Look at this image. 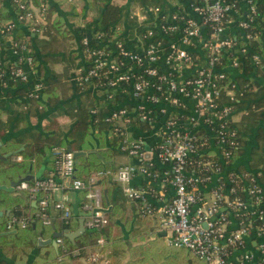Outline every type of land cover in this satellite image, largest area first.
Returning a JSON list of instances; mask_svg holds the SVG:
<instances>
[{
  "label": "built area",
  "instance_id": "2783aa9c",
  "mask_svg": "<svg viewBox=\"0 0 264 264\" xmlns=\"http://www.w3.org/2000/svg\"><path fill=\"white\" fill-rule=\"evenodd\" d=\"M7 1L15 10L11 21L0 23V87L10 82L30 85L36 80V66L29 55V46L16 40L15 32L24 28L25 34L40 37L47 23L46 5L0 0V7ZM254 1L244 0L247 12L240 17L238 0H190L189 14L173 15L170 20L161 18L157 30L146 27L136 50L117 41L112 42L114 50L110 52L103 47L90 49L83 39L86 66L76 70L74 81L80 89L101 91L106 102L115 95L128 94L136 103L132 111L122 106L104 115L113 132L123 136L121 149L136 163L114 172H97L83 182L73 179V153L57 150L54 171L46 179L34 180L32 185L23 181L16 189L29 192L34 204L37 192L46 193L47 200L40 202L44 208L58 186L57 179L66 181L72 190L86 192L87 203L82 211L89 216L84 226L100 228L107 221L99 210L101 198L96 183L111 177L128 200L139 204L145 213L158 215L160 231L166 234L170 246L186 249L207 264H264V166L252 172L231 169L234 161L231 150L237 149L239 143L236 130L228 122H233L238 110H232L230 103L219 105L215 101L221 89L217 82L225 78L224 72L231 75V70H238L244 59L261 67V55L246 58L249 50L235 47L233 42L235 39L247 42L251 38L246 29L256 16ZM149 12L158 13L159 9ZM233 20L237 37L226 33ZM229 54L227 65L217 69L219 61ZM8 60L13 67L6 68ZM236 88L235 84L228 90L224 88L231 102L237 101L232 90ZM41 89V82L36 80L29 96L37 98ZM189 107L193 115H187L185 110ZM90 115L93 123H97L96 108L90 110ZM136 118L155 127L154 142L148 151L144 150L145 142L127 137ZM199 130L203 136L197 135ZM207 152H212L220 163L203 160L195 165L197 171L187 170L190 157ZM158 164L165 168L154 172ZM139 176L145 177L151 188L133 187L132 180ZM156 183L170 186L174 193L158 209L149 203ZM52 208L63 218L69 214L63 202H55ZM42 219L49 223L44 214ZM251 236L258 241L252 251L246 243ZM56 243L59 245L61 241ZM96 243L102 246L103 240ZM87 259L91 263L105 262L98 253Z\"/></svg>",
  "mask_w": 264,
  "mask_h": 264
},
{
  "label": "trees",
  "instance_id": "16d2710c",
  "mask_svg": "<svg viewBox=\"0 0 264 264\" xmlns=\"http://www.w3.org/2000/svg\"><path fill=\"white\" fill-rule=\"evenodd\" d=\"M23 1L35 6L42 4L46 5L47 23L42 27L44 30L40 37L32 34L24 35L20 29H16V40L19 39V41L27 43L29 46V55L32 57L35 66L38 62L35 50L36 47L39 50V54L43 56L42 59L44 61L51 65L60 64L61 71L57 73L54 70H51L53 75L45 82L43 81L44 83L41 82L42 89L38 93L37 98L29 96L31 86L36 81L35 79L32 80L30 85H26L25 87L24 84L19 83L20 87L15 91L13 96L16 98L15 106L19 108V111L17 112L19 115L16 118L13 113L5 119H2L1 107L3 103H0V140L8 131L15 130L23 122L25 113H43L48 107L53 108L61 99H67L69 97L70 87L68 77L75 65V61L73 59V54H70V57H68L67 54L70 53L73 32L78 35V41L82 51L85 49V47L82 46L83 39L87 40L88 48L98 49L99 47H103L102 49L106 52L111 51L109 44L114 41L121 42L124 47H127L129 43L134 45L130 42L131 34H129L127 38L123 36L122 21L124 20L125 14H127V9L120 7L117 4L109 3L107 1L89 0L90 2L95 3L94 6L97 15L95 18L86 20V25L88 26L87 31L84 29H74V31H71L66 27V21L64 18L55 16L52 19L55 10L49 7L45 0H31L30 2L27 0ZM146 2L145 5L156 4ZM254 2L256 6V16L248 29H246V32L251 34V38L247 42L239 41L238 39L233 40V42L236 45L235 47L246 48L249 50L246 58L251 54L261 55L263 58L261 67L252 66L248 59H244L243 62L238 65V71L243 75H239L233 79L228 72H224L225 78L217 82V86L221 89L215 101L219 105L230 103L232 110L246 109V112L243 113L244 115H242L238 122H230V120L228 122L229 127L234 128L238 135V148L231 150L234 161L241 156L243 151L245 142L242 133L244 134L247 132L245 127L252 128L263 118L261 113L264 109V85H259L256 82H251L249 79H246L251 73L264 77V73L262 72V68L264 69V0H255ZM10 8L14 12L15 7L13 4H10ZM11 20L12 16L6 6H1L0 23H6ZM128 24L133 27V20L129 19ZM204 29L210 33L207 26H205ZM143 32L144 31H141V33ZM141 33L140 35H142ZM32 42L35 43V47L32 45ZM58 54L63 55V60L61 62L53 57ZM230 57L231 54L224 56L217 64L216 68H224ZM199 62L203 65V61L200 60ZM5 65L6 68L13 67L10 60L5 61ZM15 83L16 82L13 84ZM233 84L237 87L236 89H232L237 99L235 102H231L226 95V91H224V88H227L228 90ZM88 88L89 87H85L83 90H87ZM105 89L112 90L107 87ZM118 99L119 97L115 95L113 100L110 102L108 101L107 103L115 104ZM96 106L95 101L89 96L83 98V101L79 106H76L75 102L66 103L64 105L65 113H67V117L70 121L76 123L73 130L66 135L64 134L65 129L57 122V118L62 116L63 113L61 110H57L52 116L51 121L43 127V132L48 133L47 136L33 130L20 134L16 138L7 141L4 146L0 147V154L10 153L13 156L20 157L21 160L17 164L6 162L5 165L0 161V185L6 186L11 182H16L25 178L28 173L33 171L40 172L41 174L36 180L46 179L49 174L54 171V152L57 150H66L67 148H69L72 153H84V155L74 158V180L86 182L97 172H112V165L103 163L88 145L89 134L91 132L88 125L91 120L89 112L91 109H95ZM129 111H132V109H129ZM99 113L97 109V115L95 117L97 123H93L91 120L95 131L93 134L99 139H102L103 131L108 129L109 140L113 141V143L119 144L123 136L119 133H114L109 123L104 121V116L101 115L102 112L100 111ZM133 124L141 130H148L150 128L148 124L141 122L139 118L133 120ZM202 134V130H199L197 135L203 136ZM20 148H23V150L19 151ZM255 152V162L251 163L252 169H257L261 165L264 166L263 152L260 150H256ZM100 155L107 160L106 156L101 153ZM203 160H211L214 163H220V160L215 157L212 152L202 153L196 157H190L188 159L189 164L187 165V170L197 171L195 165ZM157 171L158 170L156 169L154 170V172ZM106 180H108V178H103L99 180V182L104 184ZM28 183L32 185L33 181L30 180ZM147 186L151 188L150 185ZM20 192L31 201L29 192ZM78 193L79 202L75 208L65 204L69 210V214L67 217L63 218L61 217L62 214L58 213L55 217L54 227H51L49 223L42 219L43 214L46 218H50L48 208L50 201H48L47 207L43 208L40 205L42 200H47L48 197L46 193L39 191L35 194V207L25 206L20 197H13L11 194L0 193V203L6 204L11 210L13 209L8 217L0 218V233L14 231V234H6L0 237L1 251L5 255H12V259H16L17 264H80L79 260L85 256L84 252L91 248L99 247L96 242L98 239H102V247L108 251L107 256L110 260V264H120V261L125 258L126 251L125 246L122 244V239L117 240V232H113L117 229L112 221V218H114V211L110 212L107 217H105L107 223L103 227H85V232L73 242L63 236L65 232L72 233L77 230L79 221L78 213L79 211L82 212L83 205L87 203V200L84 199L86 192L78 191ZM121 204L122 203H119V205ZM18 206H21L22 210H17ZM136 206L138 215L142 217L155 216L154 214H147L144 211H140L141 207L139 204ZM54 233L61 234V237L57 239L61 241L57 249H54L52 245L43 247L37 246L38 238L44 241L52 240ZM36 249H39L38 255L34 256L29 262V258L33 255V252ZM0 264L6 263L0 262ZM128 264L203 263L186 249L164 246L161 239L157 236L155 241L151 244L140 245L134 249H130Z\"/></svg>",
  "mask_w": 264,
  "mask_h": 264
},
{
  "label": "crops",
  "instance_id": "0c3cea01",
  "mask_svg": "<svg viewBox=\"0 0 264 264\" xmlns=\"http://www.w3.org/2000/svg\"><path fill=\"white\" fill-rule=\"evenodd\" d=\"M31 1V0H27ZM107 1L109 3L117 4L120 7H124L127 9V14H125L124 20L122 21V29L123 36L127 38L129 34H131L130 42L128 44L129 49L136 50L135 47L137 44H140V33L145 30L146 27H154L156 30L158 29V23L161 18H165V20H170L173 15L185 16L189 14L190 9V0H147L149 3H156L155 5H145L146 0H100ZM47 5L55 10V14L52 16V19L55 16H59L65 19L66 27L68 30L74 31V29H84L87 31L88 26L86 25V20L90 18H95L97 15V11L95 10V3L90 2L89 0H45ZM146 2V3H147ZM237 12L240 17H244L247 12V5L244 0H238L237 2ZM6 8L8 9L11 16H13V11L10 8V4L8 1L5 3ZM150 9H159L158 13L152 14L149 12ZM128 16V17H127ZM164 16V17H161ZM131 19L134 22V26L131 27L128 24V20ZM235 20V19H234ZM234 20L231 21L227 25L226 33L229 36L237 37V26L234 23ZM20 31L26 35V31L24 28L20 29ZM76 31V30H75ZM73 34V40L71 41V49L70 53H68V57L70 54H73L75 65L71 70L68 83L70 87V94L67 99H61L57 105L53 108L48 107L45 112L41 113H25L23 122L15 129L8 131L5 136L0 140V147L4 146L5 143L11 139L16 138L18 135L29 132V131H38L42 133L44 136H47L48 133L43 132V127L51 121L52 116L55 114L57 110L62 111V116L57 118V122L65 129L64 134L66 135L68 132L73 130L74 125L76 124L74 121H70L67 117V113H65L64 105L69 102H75L76 106H79L83 101V98L86 96L91 97L95 101L96 109H98V113L101 111V115L108 114L115 108H120L122 106H128L131 109H136V103L129 98V95H117L119 97L118 101L115 104H109L105 101L104 95L101 91H98L94 88H88L87 90L79 89L77 84L74 81V76L76 70L85 67V56L79 45L78 35L76 33ZM32 45L35 47V43L32 42ZM114 43H110L109 47L111 50L113 48ZM34 49V48H33ZM37 54V65L35 67V78L36 80L44 83L49 77H52L51 70L59 73L61 71L60 64H49L44 61L43 56L39 54V50L35 47ZM53 57L57 58L60 62L63 60V55L58 54ZM262 72L264 73V69L262 68ZM232 78L235 79L240 74L238 70H231ZM251 82H256L259 85H264V77H260L255 73H251L246 77ZM44 81V82H43ZM10 82L6 84L4 87H0V103H3L1 107V118L5 119L7 116L14 113L15 118L19 115L17 113L19 108L15 106L16 98L13 97L15 91L18 90L20 84L16 82ZM22 86V84H21ZM26 85H24L25 87ZM23 87V86H22ZM6 95V96H5ZM251 103V102H247ZM187 115H193V109L190 107L185 110ZM246 112L245 108L239 109L236 114L233 116V121L238 122L243 113ZM90 114V112H89ZM100 114V113H99ZM263 116L257 124L250 128L245 127L247 129L246 133H242V137L244 139V146L241 156L236 159L231 169L239 172H252L255 169L251 168V163L255 162V151H262V155H264V109L261 113ZM91 118V115H90ZM92 120V118H91ZM91 120L89 121V130L91 131L89 134V142L88 145L92 149L94 153L98 155L100 160L105 164L112 165V172L116 171L121 166L132 165L136 163V160L132 157H129L124 151L121 149L120 142L119 144L113 143V141L109 140L108 129H105L102 133V139H99L93 133H95ZM155 127H151L148 130H141L139 127L135 126L132 122L131 127L128 129V138L132 139H140L143 141V146H147L148 148L153 145L154 139L153 134ZM112 143V144H111ZM68 149V148H67ZM66 149V151H67ZM23 150L20 148L19 151ZM106 156L105 160L101 155ZM84 155V154H83ZM146 156V155H145ZM17 156H13L10 153L0 154V161L3 165L6 162H12L14 164L19 163L16 161ZM147 158V157H146ZM10 159V160H8ZM0 163V164H1ZM157 170H163L165 166L158 164ZM31 169V168H30ZM40 172H31L28 173L26 177H30L31 181L36 180L40 176ZM58 186L52 190L50 195V202L48 205L50 218L49 224L51 227H54L55 217L58 215V212L54 211L52 208V204L55 202H63L64 204H68L71 207L75 208L77 203L79 202V193L78 191H74L70 188L68 183L65 181H61L57 179ZM147 179L145 177H135L131 184L136 188H143L148 185ZM147 185H146V184ZM6 186H9L7 184ZM148 187V186H147ZM152 196L153 199H149V203L152 205L154 209L160 208L163 204L168 203L173 197V190L170 186L161 185V184H153L152 186ZM96 189L100 192L101 198V208L104 210L103 214L105 217L110 212L114 211V218H112L114 226L117 228L113 232H117V240L122 239V244L125 246V258L120 261V264H128L130 258V249H134L140 245H148L155 241L156 237L161 239V242L164 246H170L167 243L166 234L160 231V219L156 214L151 217H142L137 214V204H134L130 200H128L124 195H122L121 186L118 185L111 177L106 180L104 184H101L99 181L96 183ZM16 191H18L16 189ZM20 192V191H19ZM0 193L10 194L4 191H0ZM126 200H125V198ZM14 197V196H13ZM26 197V196H25ZM23 200V199H22ZM28 200V198H27ZM124 200V202H123ZM24 202V201H23ZM119 203H122L119 205ZM25 206L35 207L36 204L34 202L28 200V204L24 202ZM17 210H22L21 206H18ZM13 209H9L6 204L0 203V215L1 217H8ZM142 211V210H140ZM86 219L89 216L87 212L79 211L78 216L79 219L82 217ZM84 219V220H85ZM108 219V218H107ZM78 229V228H77ZM75 232V231H74ZM6 234H14V231L7 233H0V237ZM83 234V233H82ZM119 235V236H118ZM119 237V238H118ZM78 238V237H77ZM76 238V239H77ZM75 239V240H76ZM74 240V241H75ZM247 249L252 251L258 241L255 237H249L246 239ZM50 245V244H49ZM38 246V244H37ZM47 246V245H44ZM41 247V246H40ZM43 247V246H42ZM54 248V247H53ZM55 249V248H54ZM39 249H36L33 252V255L29 258V262L32 258L38 255ZM85 256L80 258V264H95L88 261V257L91 255H95L98 253L103 257L105 262H99L96 264H110V260L108 258V251L104 249L102 246H97L87 250ZM132 258V257H131ZM0 262H4L6 264H17L16 259H12V255H5L0 249ZM205 264V262H202ZM29 264V263H28Z\"/></svg>",
  "mask_w": 264,
  "mask_h": 264
},
{
  "label": "water",
  "instance_id": "95a60500",
  "mask_svg": "<svg viewBox=\"0 0 264 264\" xmlns=\"http://www.w3.org/2000/svg\"><path fill=\"white\" fill-rule=\"evenodd\" d=\"M144 150L145 151H148L149 149H148V147L147 146H145L144 147ZM67 151L68 152H70L71 150L68 148L67 149ZM84 153H82V152H78V153H73V155H74V158H76V157H78V156H81V155H83ZM31 180V178L30 177H25V178H23V179H20V180H18V181H16V182H11L10 184H9V186H5V185H0V191H4V192H7V193H10L12 196H14V197H20L21 199H23V201L26 203V204H28V200H27V197H25V195H23L21 192H19V191H16V187L21 183V182H23V181H25V182H28V181H30ZM58 181V180H57ZM101 212H104V210L103 209H99ZM2 213L0 212V215H1ZM82 217L79 219V221H78V229L75 231V232H72V233H68V232H65L64 234H63V236L65 237V238H67L69 241H71V242H73L77 237H79L82 233H84L85 232V226H84V215L82 214L81 215ZM61 237V234L60 233H54V235H53V239L52 240H42V239H40V238H38V240H37V244H38V246H44V245H52L55 249H57V247H58V244L56 243V240L58 239V238H60Z\"/></svg>",
  "mask_w": 264,
  "mask_h": 264
}]
</instances>
